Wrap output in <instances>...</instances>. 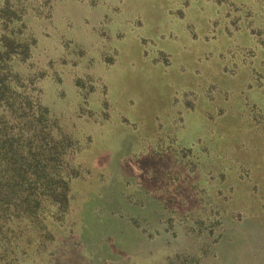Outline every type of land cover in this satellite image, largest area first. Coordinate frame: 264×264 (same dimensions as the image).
<instances>
[{
    "label": "trees",
    "instance_id": "16d2710c",
    "mask_svg": "<svg viewBox=\"0 0 264 264\" xmlns=\"http://www.w3.org/2000/svg\"><path fill=\"white\" fill-rule=\"evenodd\" d=\"M71 1L74 2L55 0L52 4V0H0V264H102L113 255L112 237L124 238L127 242L134 232L141 239V227L149 221L154 225L159 212L172 214L174 205L186 210L174 198L182 189L171 196L168 190L171 183L161 179L165 173L156 174L150 167L161 165L163 161L174 166L178 174L181 172L184 191L188 193L190 188L186 181L209 184L204 168L201 173L194 171L197 157L203 158L201 167L229 166L230 149L240 146L238 139L228 144L217 137L223 128L215 129L213 134L217 136L208 140V117L224 112L225 120L235 113L243 134L250 131L251 116L257 111L264 119V112H260L264 109V0L229 1L232 8L248 11L246 17L241 16L237 31H231L226 21L221 20V11L216 7L219 0L210 3L198 0L196 10L191 7L189 13L185 12L187 26L193 25L189 21L190 12L200 15L203 11L211 22L204 30L197 32L199 28H195L197 31L191 28L188 33H201L205 38L212 32L213 36L204 46L199 43L201 48L195 44L193 51H204L202 48L206 47L223 52L218 60L214 59L219 66L217 76L205 85L198 82L194 88L195 98L192 99L206 119L205 135L196 132L194 139L184 141L176 132L182 120L176 118L179 127L174 129L168 118L163 134H173L171 130L176 132L168 141L170 143L163 146L150 141L143 146L144 143L135 142L129 149H123L125 153L119 151L117 164H109L112 150L106 136L103 140H92L91 134L79 133L74 123V128H67L70 125L65 126L61 115L52 111L43 100L44 70L51 64L47 58L49 48L61 58L69 49L73 55L78 51L79 43H62L65 31L69 30L66 25L71 24V16L67 14ZM111 1L121 7L128 3L127 0ZM76 2L81 6L80 0ZM185 3L187 0L183 1ZM42 6L46 7L44 16L39 12ZM215 21H218L216 27L212 23ZM249 25H254L256 34ZM51 28L55 31L49 37ZM144 60L151 63L149 57ZM158 64L162 66V63ZM57 75V71L51 73V79L54 76L56 79ZM108 86L103 103L110 100V81ZM115 101L112 102L116 105L118 101ZM72 103L73 110L81 105L79 97ZM188 108L194 109V106ZM105 126H109L108 121ZM194 148H200V155L193 151ZM130 163L141 165L137 175L143 180L137 178L128 190L127 174L122 168ZM236 163L233 165L237 167ZM189 166H192L191 170ZM148 175L156 182L146 187ZM218 216L212 221V228L223 220L230 228L232 215L221 213ZM259 220V225L264 228V218ZM235 233L230 230L213 232L211 248L202 253L199 246L196 254L204 256L203 260L195 256L197 260L193 264H238ZM201 235L196 232L195 239L200 240ZM126 242L118 245L117 241V248L121 249ZM73 252L78 255L76 261L71 257ZM88 254L92 258H87ZM256 261L264 264V251ZM250 264L255 263L251 261Z\"/></svg>",
    "mask_w": 264,
    "mask_h": 264
},
{
    "label": "rangeland",
    "instance_id": "374dc122",
    "mask_svg": "<svg viewBox=\"0 0 264 264\" xmlns=\"http://www.w3.org/2000/svg\"><path fill=\"white\" fill-rule=\"evenodd\" d=\"M54 1L52 0V4ZM73 1L77 3L76 0ZM80 1L81 6L72 1L68 4L67 14L71 16V24H65L69 30L65 31L66 36L62 41L79 43L78 51L73 52V55L69 53L71 49L68 47V53L61 58L56 56L55 50L49 48L47 58L51 60V64L45 66L43 76V100L52 111L61 115L65 126L74 128V123L79 133L84 136L91 134L92 140H103L106 136L112 150L109 153L111 165L118 163L116 156L120 150L125 153L124 148L133 146L135 142L138 144V141L140 144L144 143L143 146L150 141L165 146L164 143H170L168 141L176 132L181 134L184 141L194 139L196 132L205 135L206 119L197 110V103L192 99L195 98L194 88L198 82L205 85L217 76L219 66L214 59L218 60L223 52L206 47L202 48L204 51H193L195 44L201 48L213 36L212 32L205 38L201 33H188L191 28H199L197 32L204 30L211 22V18H205L203 11L200 15L190 12L189 21L193 25L187 26L185 12L189 13L191 7L196 10L199 7L196 6L198 0H187V4H183L184 0H127L128 3L122 7L111 0ZM203 1L210 3L213 0ZM229 1L231 0H219L216 7L221 11V20L226 21L231 31H237L241 16L246 17L248 11L232 8ZM227 5L230 10L226 9ZM39 12L44 16L46 7L42 6ZM212 23L216 27L218 21ZM254 25L248 27L253 28L252 33L256 34ZM53 31L55 29L51 28L49 37ZM147 57L151 63L144 60ZM56 71L58 77L51 79V73ZM109 81L112 84L108 98L110 100L103 103ZM77 97L81 105L73 110L72 102ZM115 100L118 101L116 105L113 103ZM119 104L122 105L121 108ZM191 105L194 109L188 108ZM260 112L263 113L264 109ZM223 113H213L208 117L206 131L210 135L207 138L210 140L212 136L214 138L218 135V138L228 144L239 140L240 146H234L229 151L227 162L231 165L201 167L203 158L197 157L194 171L201 173L204 168L209 184L204 185L196 180L193 183L186 181L188 189L190 188L188 193L184 191L181 172L178 174L174 166L163 161L161 165L150 167L151 172L165 173L164 176H158L162 177L163 182L171 183L168 184L171 196L182 189L174 198L186 210L174 205L175 212L172 214L159 212L154 225L149 221L148 225L141 227V239L134 232L127 242L124 238L119 240L112 237L110 242L113 241L111 244L114 245L113 255L102 264H193L196 257L202 258L201 260L204 257L197 255L196 249L200 246V251L206 252L211 248L210 237L213 232L224 233L225 230L236 231L233 238L239 248L238 264H250L251 261L258 264L256 260L264 251V228L259 225V218H264V119L257 111L255 116H251L250 131L243 134L236 123L237 114L233 113V117L224 120ZM168 118L173 122L174 129L179 127V124L176 125L177 119L182 121L176 132L171 130L173 134L165 135L163 127ZM107 121L109 126H105ZM217 128H223V131L214 135ZM193 151L200 155V148H194ZM234 162H238L237 167L233 165ZM140 168L141 165L132 163L122 168L127 174V189L131 188L137 178L143 180L137 175ZM188 169L191 170L192 166ZM145 180L146 187L156 182L149 175ZM221 213L232 215L230 228L227 227L226 220L212 228V221L219 218ZM196 232L202 233L200 240L195 239ZM117 241L118 245L124 242L126 244H122L119 250ZM79 248L83 247L79 245ZM71 257L76 261L78 255L73 252ZM89 257L92 258L90 255L87 258Z\"/></svg>",
    "mask_w": 264,
    "mask_h": 264
}]
</instances>
